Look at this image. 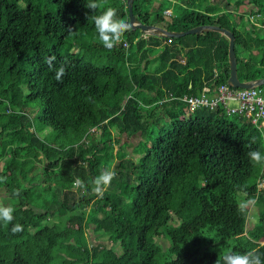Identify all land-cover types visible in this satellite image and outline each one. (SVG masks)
Wrapping results in <instances>:
<instances>
[{"label": "trees", "instance_id": "obj_1", "mask_svg": "<svg viewBox=\"0 0 264 264\" xmlns=\"http://www.w3.org/2000/svg\"><path fill=\"white\" fill-rule=\"evenodd\" d=\"M87 2L0 0V204L14 208L10 224L0 221V264H216L229 249L264 253V164L248 157L264 155V128L223 109L157 104L226 83L227 39L212 32L144 38L131 29L108 50L91 16L113 7L127 20L125 0H97L94 12ZM152 2H133L142 24L227 29L239 81L264 78V0H163L155 9ZM61 65L66 75L57 81ZM33 103L39 120L57 125L51 143L32 130ZM122 134L141 138L126 162ZM102 169L115 177L97 194L92 180ZM77 177L86 189L74 187ZM247 199L263 226L250 236V207L239 208ZM14 224L23 231L13 234Z\"/></svg>", "mask_w": 264, "mask_h": 264}, {"label": "clouds", "instance_id": "obj_2", "mask_svg": "<svg viewBox=\"0 0 264 264\" xmlns=\"http://www.w3.org/2000/svg\"><path fill=\"white\" fill-rule=\"evenodd\" d=\"M86 8L94 12L99 4L97 0H88ZM91 20L94 23L95 31L98 36L99 43L108 50H112L117 44L122 42L125 33L131 31V24L118 17L117 10L113 7H106L101 13L92 15ZM71 32L72 30L69 29ZM55 57H50L47 60L49 68L53 67V61ZM55 79L61 81L66 75V68L61 65L59 68H55ZM250 161L255 164H264V155L258 150H253L248 153ZM115 177V172L107 169H102L100 174L92 180V191L97 194H102L103 189L110 186L112 180ZM6 178L0 177V182H4ZM74 187L86 189L87 185L82 179L77 177L73 181ZM14 195L19 196L20 193L17 190ZM255 204L254 199H247L239 203L240 209H246ZM14 208L11 206H4L0 204V221L5 224H10L14 220ZM23 231V226L20 224H14L11 228L13 234ZM216 264H264V253H259L256 250H250L243 253L232 251L231 249L220 252V255L216 261Z\"/></svg>", "mask_w": 264, "mask_h": 264}, {"label": "built area", "instance_id": "obj_3", "mask_svg": "<svg viewBox=\"0 0 264 264\" xmlns=\"http://www.w3.org/2000/svg\"><path fill=\"white\" fill-rule=\"evenodd\" d=\"M123 47H127L125 42ZM216 75L214 73L213 78ZM172 99L170 96L169 100ZM180 101L186 105L187 110L223 109L227 114L245 118L258 128L264 126V91L261 88L235 89L222 84L211 89L203 85L198 96H184Z\"/></svg>", "mask_w": 264, "mask_h": 264}, {"label": "rangeland", "instance_id": "obj_4", "mask_svg": "<svg viewBox=\"0 0 264 264\" xmlns=\"http://www.w3.org/2000/svg\"><path fill=\"white\" fill-rule=\"evenodd\" d=\"M123 1V0H122ZM161 3H163V0H153V2H152V5H153V9H155L156 7H157V5L158 4H161ZM125 6H126V0H125ZM250 6L249 5H247V6H242L241 7V9H240V11H247L248 10V8H249ZM127 9V8H126ZM164 15H165V17H167L168 18V16L167 15H170V11H166V13H164ZM136 17V16H135ZM139 20V19H138ZM127 21H128V19H127ZM156 26V25H155ZM257 26H259V25H257ZM159 27V26H158ZM162 28V27H161ZM142 35V34H141ZM142 37H146V36H143L142 35ZM161 39V38H160ZM127 48V47H126ZM159 53H160V51H157L156 49L155 50H153V51H151V53L149 54V57H151L150 58V64H151V69L152 70H155L156 68H158L159 66H157V64H158V56H159ZM131 54L132 55H137V50L136 49H133V51L131 52ZM240 56H242V54H241V52H240ZM181 63H184L183 61H181ZM214 73H216L215 71H214ZM217 74V73H216ZM224 84H227V82L226 83H224ZM204 85H206V84H204ZM220 85H222V84H220ZM228 85V84H227ZM219 86V85H218ZM229 86V85H228ZM203 87V86H202ZM201 87V88H202ZM209 87V86H208ZM215 87H217V86H215ZM263 86H261V87H257V88H262ZM211 89H214V88H212V87H210ZM235 89H238V88H235ZM263 90V89H262ZM200 91H201V89H200ZM199 91V92H200ZM264 91V90H263ZM132 94H134V92L132 93ZM131 95H129L128 97H130ZM132 97V96H131ZM27 110H28V112L30 113V114H32V124H33V126H32V130L34 131V132H36L37 134H38V136L39 137H41V138H44L45 140H46V142H48V143H51L52 141H53V139H54V135H55V131L57 130V125H54V124H52V123H49V122H46V121H44V120H39L38 118H37V116H38V113H39V105L37 104V103H33V104H31L28 108H27ZM150 113V112H149ZM157 113V112H156ZM187 116V115H186ZM156 117V116H155ZM227 119L228 120H231V121H234V122H236L237 124H238V126H241V127H243V126H245V124L244 123H248L247 121H245V120H242V121H237L236 120V118L235 117H227ZM160 123H161V121H160ZM165 123V122H164ZM161 125H162V123H161ZM156 125H154V127H155ZM246 128V130H250L251 128H249V127H245ZM95 129H91V132H93ZM112 136L115 138L116 137V133L115 132H112ZM119 143H118V145L119 146H121V147H124V146H126L127 145V147H125L124 148V158H123V160L126 162V161H130L132 158H134L135 156H136V154H135V152H134V148H136L137 147V145H138V143H139V141L141 140V138H140V134H136V135H133V136H130L129 138H127L124 134H122V135H119ZM127 143V144H125L124 145V143ZM107 148H109V149H111V150H114V153H115V150H116V148L114 147V142H112V143H108L107 144ZM116 158V157H115ZM121 161V160H120ZM3 163L4 162H2V161H0V167L2 168V166H3ZM110 168H111V166H110ZM112 168H113V165H112ZM260 185L261 186H263L264 187V181H261V183H260ZM241 193L242 192H240L239 194L241 195ZM33 196H36V195H33ZM242 196V195H241ZM250 208H249V213H248V218H247V222H246V235L247 236H250V235H252V234H259L260 232H261V230H262V228H263V226L261 225L260 226V224H259V221H258V218H257V210H256V208L254 207V206H249ZM73 227H75V226H73ZM141 233L143 234L144 233V230H141ZM182 233V235H184V234H186V231L184 230V229H181V231L179 232V234H181ZM182 235H179V236H182ZM141 239H143V238H145V237H142V235L141 236H139ZM90 242H91V244L92 243H95V241L93 240V241H91V239H88ZM138 241H140V239L138 240ZM133 245V244H132ZM103 246H105L106 247V245H103Z\"/></svg>", "mask_w": 264, "mask_h": 264}, {"label": "water", "instance_id": "obj_5", "mask_svg": "<svg viewBox=\"0 0 264 264\" xmlns=\"http://www.w3.org/2000/svg\"><path fill=\"white\" fill-rule=\"evenodd\" d=\"M133 2L134 0H126L127 8V19L132 26V30H139L143 36L146 37H157L161 39H178L187 35H200L204 33H217L225 37L228 41V66H229V77L227 84L232 88L238 89H253L264 86V78L256 79L248 82H240L237 76V60L234 50L235 36L234 34L224 28L216 25H201L182 32L168 31L164 28L155 25L142 24L137 17L133 14Z\"/></svg>", "mask_w": 264, "mask_h": 264}, {"label": "crops", "instance_id": "obj_6", "mask_svg": "<svg viewBox=\"0 0 264 264\" xmlns=\"http://www.w3.org/2000/svg\"><path fill=\"white\" fill-rule=\"evenodd\" d=\"M167 12L168 11H170V14H171V10H166ZM166 11L164 12V13H166ZM168 17H169V15H167ZM165 18H167V17H165ZM156 26H159V25H156ZM216 71V70H215ZM199 95V94H198ZM197 95V96H198ZM173 97V99L172 100H169V97ZM184 96H188V95H184ZM183 96V97H184ZM182 97H176V96H174V95H167L163 100H161V101H158L157 102V104L158 105H162V104H165V103H167V102H170V101H175V100H177V101H180V99H181ZM147 108H149V106H147ZM144 114V113H143ZM261 128V127H260ZM264 128V127H263Z\"/></svg>", "mask_w": 264, "mask_h": 264}, {"label": "bare ground", "instance_id": "obj_7", "mask_svg": "<svg viewBox=\"0 0 264 264\" xmlns=\"http://www.w3.org/2000/svg\"><path fill=\"white\" fill-rule=\"evenodd\" d=\"M264 127V126H263Z\"/></svg>", "mask_w": 264, "mask_h": 264}]
</instances>
